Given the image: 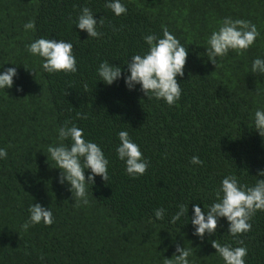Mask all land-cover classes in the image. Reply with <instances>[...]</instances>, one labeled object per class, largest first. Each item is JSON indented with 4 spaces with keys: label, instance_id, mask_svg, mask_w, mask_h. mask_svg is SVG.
I'll list each match as a JSON object with an SVG mask.
<instances>
[{
    "label": "trees",
    "instance_id": "trees-1",
    "mask_svg": "<svg viewBox=\"0 0 264 264\" xmlns=\"http://www.w3.org/2000/svg\"><path fill=\"white\" fill-rule=\"evenodd\" d=\"M107 2L0 0V74L12 67L18 73L12 88L0 89V148L7 150L0 158V264H163L177 244L192 250L190 264H225L212 240L244 246L246 264H264V211L238 237L228 233L226 218L203 240L191 224L194 205L204 210L216 202L226 176L248 186L264 179V137L254 129L255 111L264 110V75L251 73L253 60L264 59V0H121L127 13L120 16ZM83 7L97 21L104 18L101 37L76 27ZM225 17L250 20L260 36L242 54L230 50L218 58L216 69L206 56L207 39ZM30 20L35 31L24 29ZM162 25L188 49L185 74L177 77L181 98L172 106L148 99L140 85L129 90L124 79L131 57L148 51L144 37H162ZM41 37L72 43L77 72H45L42 58L26 48ZM105 60L123 68L111 85L98 75ZM66 121L109 160V181L96 176L87 186L90 203L79 208L47 157ZM120 131L150 161L144 175L126 173L116 153ZM193 156L203 164H192ZM33 203L51 207L54 223L24 231ZM180 204L188 205V215L173 224ZM160 208L163 220L155 217Z\"/></svg>",
    "mask_w": 264,
    "mask_h": 264
},
{
    "label": "clouds",
    "instance_id": "clouds-1",
    "mask_svg": "<svg viewBox=\"0 0 264 264\" xmlns=\"http://www.w3.org/2000/svg\"><path fill=\"white\" fill-rule=\"evenodd\" d=\"M105 8L111 9L116 16L127 13V6L121 0H109ZM104 26V18L99 21L95 18L89 7H83L76 20V27L86 31L91 38H99L103 35L98 28ZM162 37L156 34H149L144 37L149 46L148 51L143 55L136 54L127 62V72L130 75L124 76L126 86L134 90L140 85L148 99L164 100L169 106L174 105L182 94L181 84L177 77L184 76V69L188 57L186 49L172 34L166 25H162ZM36 24L30 20L24 24L25 31H35ZM260 36L257 25L250 20L233 19L225 17L218 30H215L207 39L208 47L206 56L215 65L220 66L218 58L226 56L230 50L242 54L248 50ZM27 51L42 58V67L45 72L75 73L77 72V60L73 54V45L63 39L39 38L26 45ZM26 70H30L24 66ZM35 75L36 73L32 70ZM251 73L264 75V59L256 58L252 62ZM123 68L103 61L98 68V75L101 80L111 85L120 79ZM18 75L15 67L7 68L0 74V89H10L14 84V77ZM87 84L84 85L87 90ZM17 91H23L18 88ZM77 118L87 119L86 115L77 113ZM66 121L63 127L58 129V145H49L47 148L48 161L55 162V168L61 170L59 183L70 186L72 199L75 200L74 207L86 206L90 203L88 199L87 186L95 184V177L100 176L105 182L109 181L108 165L109 160L105 157L101 147L84 138L83 129L75 124ZM254 129L261 137H264V110L257 109L254 114ZM119 145L116 148L117 156L125 162V171L131 177L144 175L150 161L143 157L138 144L134 143L127 131H120L118 134ZM70 140V144L64 141ZM0 158H7V150L0 148ZM192 164H203L198 156H193ZM51 165V164H50ZM52 166V165H51ZM53 167V166H52ZM91 170L87 177L85 172ZM264 176V170L259 172ZM29 219L22 225L27 231L31 226L43 222L46 226L54 223V216L50 208L40 203H33L29 206ZM165 209L155 210L157 220H163ZM188 205L180 204L178 211L172 216L171 223L175 224L181 217L188 215ZM257 211H264V179H258L253 186L241 184L236 175H228L223 178L220 188L216 191V202L205 207L204 210L199 204L194 205L191 224L194 226V235L203 240L205 234L212 235L218 228L221 218L228 221V233L233 237L241 236L251 231L250 221ZM238 245H243L242 239H237ZM216 253L224 260L225 264H246L245 257L248 249L244 246L233 247L231 244H221L219 240L211 241ZM192 250L185 246L176 245L175 254L171 259L164 258L163 264H190L189 257ZM43 259V257H41Z\"/></svg>",
    "mask_w": 264,
    "mask_h": 264
}]
</instances>
